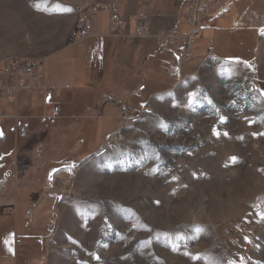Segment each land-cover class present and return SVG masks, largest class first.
I'll return each instance as SVG.
<instances>
[{
  "label": "rangeland",
  "instance_id": "obj_1",
  "mask_svg": "<svg viewBox=\"0 0 264 264\" xmlns=\"http://www.w3.org/2000/svg\"><path fill=\"white\" fill-rule=\"evenodd\" d=\"M82 1L0 0V59L60 48ZM193 63L55 190L43 264H264V41Z\"/></svg>",
  "mask_w": 264,
  "mask_h": 264
},
{
  "label": "crops",
  "instance_id": "obj_2",
  "mask_svg": "<svg viewBox=\"0 0 264 264\" xmlns=\"http://www.w3.org/2000/svg\"><path fill=\"white\" fill-rule=\"evenodd\" d=\"M104 1L116 5L123 26L111 32L109 13L97 12L88 36L70 38L38 60L32 87L0 93V264L44 263L56 222L55 190L121 130L124 109L144 112L176 89L193 62L251 63L264 41V0H217L227 9L192 41L191 57L181 63V40L159 44L156 35L185 33L183 4ZM140 9L149 34L135 37L128 15Z\"/></svg>",
  "mask_w": 264,
  "mask_h": 264
},
{
  "label": "built area",
  "instance_id": "obj_3",
  "mask_svg": "<svg viewBox=\"0 0 264 264\" xmlns=\"http://www.w3.org/2000/svg\"><path fill=\"white\" fill-rule=\"evenodd\" d=\"M178 3L185 6L182 14V21L187 26L186 33L180 37L174 32L161 31L156 36L159 44L173 43L181 40V63L191 57L192 41L201 37L203 31L208 30L214 25L215 19L222 16L227 9L226 3H220L217 0H177ZM116 5L104 0L92 1L85 5L75 7L77 21L75 31L71 37L74 42L77 39L88 36L91 33L92 17L99 11L109 13L110 31L116 32L125 24L123 17L116 11ZM134 21L133 35L135 37H144L149 34L147 17L143 10H137L128 15ZM38 62L29 58H4L0 59V93L5 90L8 95L14 96L18 91L25 87H32L40 75L37 74ZM27 78V83L25 82ZM137 113L128 114L124 109L122 122L126 124L131 116Z\"/></svg>",
  "mask_w": 264,
  "mask_h": 264
},
{
  "label": "snow or ice",
  "instance_id": "obj_4",
  "mask_svg": "<svg viewBox=\"0 0 264 264\" xmlns=\"http://www.w3.org/2000/svg\"><path fill=\"white\" fill-rule=\"evenodd\" d=\"M262 31H264V30H262ZM231 159H232L233 161H235V160H236V158H235V157H232ZM5 243H7V241H6ZM230 264H231V262H230Z\"/></svg>",
  "mask_w": 264,
  "mask_h": 264
},
{
  "label": "bare ground",
  "instance_id": "obj_5",
  "mask_svg": "<svg viewBox=\"0 0 264 264\" xmlns=\"http://www.w3.org/2000/svg\"><path fill=\"white\" fill-rule=\"evenodd\" d=\"M113 138H114V137H113ZM113 138H112V139H113Z\"/></svg>",
  "mask_w": 264,
  "mask_h": 264
}]
</instances>
